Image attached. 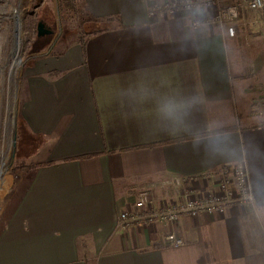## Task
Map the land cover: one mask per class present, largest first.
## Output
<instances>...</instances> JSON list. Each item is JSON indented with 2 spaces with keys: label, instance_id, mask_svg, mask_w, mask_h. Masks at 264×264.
<instances>
[{
  "label": "crops",
  "instance_id": "0c3cea01",
  "mask_svg": "<svg viewBox=\"0 0 264 264\" xmlns=\"http://www.w3.org/2000/svg\"><path fill=\"white\" fill-rule=\"evenodd\" d=\"M173 1L83 0L103 31L27 69L29 173L2 213L0 264H264V8L231 38L192 25L204 6L150 14ZM238 164L253 202L119 228L150 184ZM168 232L183 244L164 245Z\"/></svg>",
  "mask_w": 264,
  "mask_h": 264
},
{
  "label": "rangeland",
  "instance_id": "374dc122",
  "mask_svg": "<svg viewBox=\"0 0 264 264\" xmlns=\"http://www.w3.org/2000/svg\"><path fill=\"white\" fill-rule=\"evenodd\" d=\"M12 4L15 9L10 7ZM79 18L73 4L65 0H0V34H4L1 37L5 42L0 55V81H3L0 85V222L4 220L2 213L13 191L29 173L27 142L19 115L25 75L36 61L31 57L46 53L55 40L52 53L57 54L63 47L77 42L84 33L99 31L89 22L82 24ZM40 22L53 33L38 37ZM242 24L237 32H248L247 23ZM16 37L18 45H15ZM250 53L251 49L243 52L247 56ZM16 133L17 151L11 166Z\"/></svg>",
  "mask_w": 264,
  "mask_h": 264
},
{
  "label": "built area",
  "instance_id": "2783aa9c",
  "mask_svg": "<svg viewBox=\"0 0 264 264\" xmlns=\"http://www.w3.org/2000/svg\"><path fill=\"white\" fill-rule=\"evenodd\" d=\"M204 6L211 16L193 21L194 27L219 25L226 29L231 38L237 35L241 14L257 12L264 8V0H175L165 6H153L151 15L158 13L192 12ZM217 181L216 191L201 192L197 185L203 181ZM192 184H196L193 187ZM162 192L161 199L156 198ZM250 179L243 164L224 165L221 168L200 176L173 177L153 183L141 189L133 210H125L119 216V228L130 230L133 227H148L156 223L176 225L185 218H194L202 214H221L228 207L246 205L253 202ZM163 244L179 247L182 240L173 232L163 237Z\"/></svg>",
  "mask_w": 264,
  "mask_h": 264
},
{
  "label": "trees",
  "instance_id": "16d2710c",
  "mask_svg": "<svg viewBox=\"0 0 264 264\" xmlns=\"http://www.w3.org/2000/svg\"><path fill=\"white\" fill-rule=\"evenodd\" d=\"M65 3L68 4H73V9H76L77 15L81 18V22L82 24H85L87 22L89 23H99L101 22V20H97L95 19L90 13L89 11H87L84 7V2L83 0H65ZM79 18V19H80ZM103 30H99L97 32H92V33H84L82 36L78 37L77 42H80L82 44H84L85 40L91 36L92 34L101 32Z\"/></svg>",
  "mask_w": 264,
  "mask_h": 264
},
{
  "label": "water",
  "instance_id": "95a60500",
  "mask_svg": "<svg viewBox=\"0 0 264 264\" xmlns=\"http://www.w3.org/2000/svg\"><path fill=\"white\" fill-rule=\"evenodd\" d=\"M37 30H38V32H37L38 33V37H44L46 35H51L53 33V31H51V30L46 28V25L43 22H40L38 24V29ZM56 43H57V41L55 40L46 53L33 56V57H31V59L32 60H37V59H41V58H44L46 56H49L52 53L53 49L55 48ZM16 141H17V133H16V135L14 137L13 155H12L11 166H12V164H13V162L15 160V156H16V151H17V143H16Z\"/></svg>",
  "mask_w": 264,
  "mask_h": 264
},
{
  "label": "bare ground",
  "instance_id": "6f19581e",
  "mask_svg": "<svg viewBox=\"0 0 264 264\" xmlns=\"http://www.w3.org/2000/svg\"><path fill=\"white\" fill-rule=\"evenodd\" d=\"M10 7H12V8H14V6H13V4L10 6ZM9 7V8H10ZM15 9V8H14ZM11 10H13V9H11ZM10 13H12V12H10ZM3 33H5V32H3ZM2 35H4V34H2V32H1V34H0V55H2L1 54V50H2V45H3V43L5 44V42H4V38H2L1 36ZM18 43H19V41H18V39H17V37H16V39H15V45H18ZM17 47V46H16ZM2 66H1V61H0V69H1V72H2V68H1ZM3 83V81L1 82L0 81V85ZM1 89V88H0ZM1 91V90H0ZM1 111V110H0Z\"/></svg>",
  "mask_w": 264,
  "mask_h": 264
}]
</instances>
